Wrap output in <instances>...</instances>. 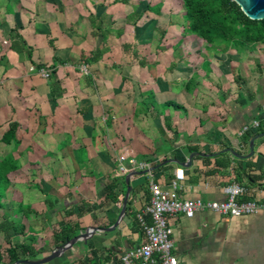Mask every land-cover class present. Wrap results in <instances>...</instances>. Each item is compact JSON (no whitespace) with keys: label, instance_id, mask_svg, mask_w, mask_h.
Masks as SVG:
<instances>
[{"label":"crops","instance_id":"0c3cea01","mask_svg":"<svg viewBox=\"0 0 264 264\" xmlns=\"http://www.w3.org/2000/svg\"><path fill=\"white\" fill-rule=\"evenodd\" d=\"M129 3L0 0V138L13 123L18 140L0 143L18 163L5 214L18 227L0 230V251L24 243L35 251L25 260H39L66 242L62 230L112 228L129 186L115 228L43 263L122 264L144 242L135 214L149 183L169 189L177 169L180 199L221 202L230 183L245 187L243 199H264V136L243 157L241 132L264 115V55L209 46L188 31L184 8H113ZM122 154L148 169L133 174L142 171ZM168 223L178 264H264V211Z\"/></svg>","mask_w":264,"mask_h":264},{"label":"built area","instance_id":"2783aa9c","mask_svg":"<svg viewBox=\"0 0 264 264\" xmlns=\"http://www.w3.org/2000/svg\"><path fill=\"white\" fill-rule=\"evenodd\" d=\"M83 73L87 72L85 65L80 66ZM43 78L50 75L49 69H40ZM264 122V115L260 120H254L250 126H244L241 132L249 128L257 129ZM119 162H126L130 168L139 171L148 169L144 162H137L125 154L119 156ZM120 171H125L124 167ZM183 179L181 169L175 172V181L169 189H162L154 182L149 183L150 198L145 207L135 214V220L143 232L144 242L140 246L126 252L121 256L122 264H178L172 253L173 241L170 218L178 215L192 216L197 211L209 210L219 216L252 215L264 211V199H243L245 187L238 183H230L223 188L225 199L218 201H202L180 199L177 194V181Z\"/></svg>","mask_w":264,"mask_h":264},{"label":"trees","instance_id":"16d2710c","mask_svg":"<svg viewBox=\"0 0 264 264\" xmlns=\"http://www.w3.org/2000/svg\"><path fill=\"white\" fill-rule=\"evenodd\" d=\"M184 5V17L188 22V31L201 39L211 47L230 42L236 49H248L255 44L264 46V19L252 20L248 18L233 0H182ZM114 3H126L127 0H113ZM147 8H150L147 6ZM99 53L98 50L92 54V59ZM17 125L10 123L7 130L2 134L0 143L14 145L18 144L15 138ZM258 132H264L262 122L257 128ZM250 131H245L242 136V145L245 146L255 135ZM18 169V163L13 155L8 154L0 159V210L4 208V200L8 197L10 189V176ZM108 194L113 195L114 186L107 187ZM107 194V195H108ZM22 209V206H20ZM0 230L6 235L10 229L16 230L17 225L8 220L2 214ZM73 234L62 230L61 238L67 241ZM9 247L0 251V264H13L17 260H25L28 255L35 253L34 249L27 244L21 243L11 245L6 240ZM5 258V260H4Z\"/></svg>","mask_w":264,"mask_h":264},{"label":"water","instance_id":"95a60500","mask_svg":"<svg viewBox=\"0 0 264 264\" xmlns=\"http://www.w3.org/2000/svg\"><path fill=\"white\" fill-rule=\"evenodd\" d=\"M234 2H236V4L240 7L241 11L250 19L252 20H262L264 19V0H233ZM264 136V132L263 133H259L257 135H255L254 137H252L250 139L249 142V153L246 156L243 157H249L252 155L253 153V142L257 137H261ZM228 151L233 154L234 156H238L235 152H233L232 150L228 149ZM197 153L192 152L190 153L188 160L186 163L181 164L182 166H190L191 164V160L193 158L194 155H196ZM134 173H143L142 172H132ZM132 173H128L125 177V181L126 183H128V179L129 176ZM130 191V187H127L126 193L124 195V199H123V204H122V208L121 211L119 213L118 216V220L114 223V225L112 226V228H93L90 231H86L83 232L75 237H72L71 239L67 240L63 245L57 247L49 256H46L42 259L39 260H17L15 261L13 264H43L46 263L50 260H52L53 258L57 257L60 255V253L65 250L66 248L70 247L71 245H73L77 240L83 239L85 237H87L88 235H90L91 233H94L96 231H108L110 229H113L117 226L118 221L121 219V217L124 215L125 212V205H126V201H127V197Z\"/></svg>","mask_w":264,"mask_h":264},{"label":"rangeland","instance_id":"374dc122","mask_svg":"<svg viewBox=\"0 0 264 264\" xmlns=\"http://www.w3.org/2000/svg\"><path fill=\"white\" fill-rule=\"evenodd\" d=\"M130 3L126 6H123L121 4L114 5L113 8H147L149 6L150 8H184L183 1L182 0H129ZM160 2V5H154L155 3ZM222 47H229L233 48V45L230 42H225L221 45H215L214 47L221 48ZM254 47L256 51L260 55H264V46L262 44H255L251 46ZM2 146V145H1ZM7 149L5 147L3 149H0V159L3 157L2 154L5 153ZM11 211V206L9 204L8 200H4V208L0 210V215L2 214H9Z\"/></svg>","mask_w":264,"mask_h":264}]
</instances>
